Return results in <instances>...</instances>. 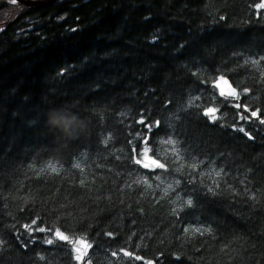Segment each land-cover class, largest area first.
I'll return each mask as SVG.
<instances>
[{"label": "trees", "instance_id": "1", "mask_svg": "<svg viewBox=\"0 0 264 264\" xmlns=\"http://www.w3.org/2000/svg\"><path fill=\"white\" fill-rule=\"evenodd\" d=\"M260 3L0 4V23L17 10L0 27V264H264V124L240 119L264 118ZM220 75L239 99L209 87ZM144 149L166 170L135 164Z\"/></svg>", "mask_w": 264, "mask_h": 264}, {"label": "snow or ice", "instance_id": "2", "mask_svg": "<svg viewBox=\"0 0 264 264\" xmlns=\"http://www.w3.org/2000/svg\"><path fill=\"white\" fill-rule=\"evenodd\" d=\"M13 3H15V0H12ZM257 8H264V3H260L256 5ZM260 59H264V57H261ZM245 63H249V61H245ZM251 63L253 64H258L259 61H251ZM209 84V87H211L213 89V91H215L216 88L219 89L218 95L220 98H223V100L227 101L228 98H235V99H239V93L237 92L236 88L232 87L228 80L225 78L224 75H220L219 79H217L215 81V84L213 85L211 83V81L207 82ZM225 85H228L227 90L225 89ZM250 91V89L245 88L244 92L248 93ZM229 107H234L236 109H241L242 105L240 103H235L234 105L231 104L230 102L226 105ZM243 109L245 111H249L250 112V117H245L242 113L240 114V119H252L255 118L256 120L259 121L260 124H264V118H262L261 115V111L260 109H256V110H251L247 104L243 105ZM219 111L218 108L216 107H208L206 110H202V115L204 117L209 118L208 122L209 123H215L218 120V116L216 115V113ZM138 124H142L144 125V128L148 131L149 135L152 134L153 129L159 130L160 127V121H155L153 123H148L147 122V118L145 119H141L139 121H137ZM240 131H244L243 128L240 129ZM137 139H141V143H145L147 138H141L139 133H137ZM129 143H131V141H129ZM165 143H168V141H165ZM174 144V142H172ZM134 147H133V151H134ZM142 155L144 157V159H134V163L137 165H142L143 168L145 169H162V170H166V164L165 163H161L160 160L158 159H150L147 156V149H144L142 151ZM173 155H174V160L172 161L173 163H175L176 161H178L180 159V157L178 155L175 154V150L173 149ZM145 161H149V162H145ZM202 163V161H201ZM198 167L197 164H192L191 168L193 170H195ZM52 171H56L55 168H52ZM191 175V173L189 174ZM220 173H217V176H219ZM192 180L189 181V183H191ZM82 185L84 183V181L80 182ZM253 198H255L253 196ZM193 203V201L191 199L187 200V204L189 206H191ZM37 220H33L32 224H36ZM25 228L29 229L30 231H39V232H45V231H51L50 229H45V228H38V229H32V225H25ZM196 231H200V229H196ZM109 236H111V233H108ZM55 236L58 238L59 241L61 242H68V243H83V241H77V242H73V241H69V237L62 234L61 232H56ZM47 244H53L54 241L52 239H47L44 241ZM90 247V245H89ZM74 251L76 253L75 255V259L79 262L82 261L84 259V255L85 253L82 252L80 247H75ZM123 251V250H121ZM117 255V253H113V256ZM126 255H131V253H126ZM136 259H142L141 257H136ZM88 264H91V261H88Z\"/></svg>", "mask_w": 264, "mask_h": 264}, {"label": "water", "instance_id": "3", "mask_svg": "<svg viewBox=\"0 0 264 264\" xmlns=\"http://www.w3.org/2000/svg\"><path fill=\"white\" fill-rule=\"evenodd\" d=\"M57 0H21L17 3V5H22V10L24 8H33V9H42L49 5H52ZM228 88V87H227Z\"/></svg>", "mask_w": 264, "mask_h": 264}, {"label": "bare ground", "instance_id": "4", "mask_svg": "<svg viewBox=\"0 0 264 264\" xmlns=\"http://www.w3.org/2000/svg\"><path fill=\"white\" fill-rule=\"evenodd\" d=\"M19 1H21V0H15V2H19ZM7 2H9L10 4H12V5H15V8L16 7H21V11H22V5H17V3H13L12 2V0H8ZM7 2H4V3H7ZM1 4V3H0ZM54 4V3H53ZM50 6V5H49ZM49 6H47V7H49ZM46 8V7H45ZM18 10H19V8H17ZM25 9V8H24ZM43 9V8H42ZM14 10H16V9H12L11 10V13H9V16H7V18H6V20H4L2 23H0V27L1 26H6V25H8L9 23H11V21H12V13H13V11ZM26 10V9H25ZM17 11V10H16ZM24 11V10H23ZM19 15V14H18ZM18 15H16L15 16V18L18 16ZM82 245V248H86L87 247V244H86V242L85 241H83V243L81 244Z\"/></svg>", "mask_w": 264, "mask_h": 264}, {"label": "clouds", "instance_id": "5", "mask_svg": "<svg viewBox=\"0 0 264 264\" xmlns=\"http://www.w3.org/2000/svg\"><path fill=\"white\" fill-rule=\"evenodd\" d=\"M72 123L75 124L76 129L84 127L83 119L77 115L74 121L63 123V126L60 129L62 131V133L69 134V129H70Z\"/></svg>", "mask_w": 264, "mask_h": 264}, {"label": "rangeland", "instance_id": "6", "mask_svg": "<svg viewBox=\"0 0 264 264\" xmlns=\"http://www.w3.org/2000/svg\"><path fill=\"white\" fill-rule=\"evenodd\" d=\"M8 0H0V3H4V2H7ZM225 89H226V86H225Z\"/></svg>", "mask_w": 264, "mask_h": 264}]
</instances>
